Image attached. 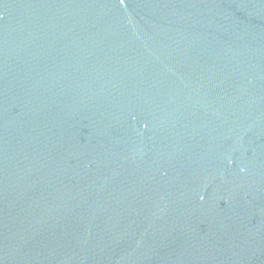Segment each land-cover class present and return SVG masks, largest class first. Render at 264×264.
<instances>
[{"label":"water","instance_id":"water-1","mask_svg":"<svg viewBox=\"0 0 264 264\" xmlns=\"http://www.w3.org/2000/svg\"><path fill=\"white\" fill-rule=\"evenodd\" d=\"M0 264H264V0H0Z\"/></svg>","mask_w":264,"mask_h":264}]
</instances>
